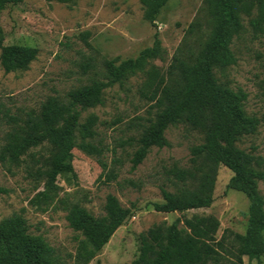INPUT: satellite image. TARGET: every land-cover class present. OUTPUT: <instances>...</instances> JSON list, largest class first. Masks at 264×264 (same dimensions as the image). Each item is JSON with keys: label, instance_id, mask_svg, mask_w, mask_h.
Returning a JSON list of instances; mask_svg holds the SVG:
<instances>
[{"label": "rangeland", "instance_id": "374dc122", "mask_svg": "<svg viewBox=\"0 0 264 264\" xmlns=\"http://www.w3.org/2000/svg\"><path fill=\"white\" fill-rule=\"evenodd\" d=\"M244 25L245 31L232 45L237 64L216 71V77L220 83L247 94L243 110L260 119L261 125L254 135L243 137L237 147L264 165V35L254 33L249 18H244ZM211 29L205 0H168L156 27L145 20L140 0H76L72 5L24 0L7 6L0 14L4 46H29L37 48L39 54L26 71L7 74L0 61V148L11 129L5 114L22 119L29 112H38L49 97L66 100L70 91L96 80L106 81L105 60L120 63L136 58L153 46L156 34L163 54L150 61L144 71L129 74L121 83L106 89L102 105L87 110L78 107L82 122L92 114L99 119L97 135L91 142L100 153L89 154L79 147L72 152L58 178L55 199L46 210L30 204L44 190L42 180L27 174L30 158L25 157L26 162L11 171L9 165L0 162V188L8 191L0 195V221L22 215L30 233L56 252L57 264H74L80 242L86 241L70 227V210L78 206L94 216H104L108 195L131 208L133 216L90 264H132L140 254L142 233L181 217H208L210 230L218 239L225 230L244 234L250 203L242 187L232 185L233 173L224 166L219 167L215 202L210 208L182 215L158 213L153 207L163 202L162 186L173 190L166 170L190 167L191 148L203 143V134L185 125L173 126L166 133L169 146L153 148L143 164L132 169L138 146L130 140L138 139L157 113L146 73L156 67L165 74L177 54L193 59ZM86 33L87 41L83 38ZM33 153L38 158L50 154L48 146ZM111 171L117 179L105 184V175ZM259 190L264 197L263 182ZM242 264H258V260L244 257ZM260 264H264V255Z\"/></svg>", "mask_w": 264, "mask_h": 264}, {"label": "trees", "instance_id": "16d2710c", "mask_svg": "<svg viewBox=\"0 0 264 264\" xmlns=\"http://www.w3.org/2000/svg\"><path fill=\"white\" fill-rule=\"evenodd\" d=\"M23 1L0 0V14L7 6ZM46 1L66 5L76 2ZM140 2L145 20L156 27L168 0ZM205 3L212 29L198 54L189 60L175 55L165 74L156 67L146 73L157 113L140 137L130 140L138 146L132 169L143 164L153 148L169 146L166 133L173 126L185 125L203 134V143L191 148L190 167L174 166L166 170L173 190L162 186L163 202L153 207L158 213L182 215L210 208L215 202L219 167L224 166L233 173L232 185L241 186L249 200L247 230L244 234L225 230L218 239L210 230L208 217H181L172 224L154 225L142 233L140 254L132 264H242L244 257L260 264L264 255V197L259 190L260 183H264V165L259 158L237 147L243 137L257 132L261 120L245 114V92L231 89L216 77V71L238 62L232 45L245 31L244 18H249L254 33L264 35V0H205ZM88 37V33L83 35L85 41ZM3 42L0 30V61L7 74L28 70L38 58L37 48L4 46ZM162 54V42L156 34L153 46L136 58L120 63L105 60L106 81L96 80L70 91L66 100L49 97L38 112H29L22 119L5 114L11 129L0 148V162L9 165L11 171L12 167H21L25 157L30 158L28 176L44 182V190L30 201L33 207L44 211L53 203L58 178L77 147L89 154L100 153L91 142L97 135L99 119L92 114L82 122L78 107L87 110L102 105L106 89L121 83L129 74L144 71L150 61ZM45 146L49 156L38 158L33 151ZM105 176V184L117 179L114 171ZM7 193L0 188V195ZM132 216V209L123 207L114 195L107 197L104 216L73 207L67 221L86 239L77 248L74 264H90ZM57 260L56 252L46 241L30 233L22 215L0 221V264H57Z\"/></svg>", "mask_w": 264, "mask_h": 264}]
</instances>
